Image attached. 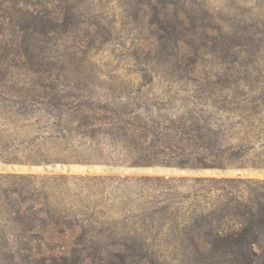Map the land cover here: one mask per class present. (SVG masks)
<instances>
[{"label":"rangeland","instance_id":"374dc122","mask_svg":"<svg viewBox=\"0 0 264 264\" xmlns=\"http://www.w3.org/2000/svg\"><path fill=\"white\" fill-rule=\"evenodd\" d=\"M70 1L78 8L73 20L78 27L63 30L59 43L48 45L43 67L50 73L39 75L28 68H13L10 56L9 65L0 63L3 73L9 66V85L0 88V94L9 95V103H0V112L4 108L9 110V122L0 121L1 136L9 146V163L0 162V186L38 191L42 190L43 181L55 179L49 182L48 193L59 211L75 216L73 226L78 228L77 234L71 236L72 232L68 231L70 235H57L51 240L31 235L19 240L9 237L6 249L0 239V264H63V258L69 260L67 264H122L118 254L95 248L88 251L79 248L78 252L65 256L47 247L71 246L78 238L77 224L88 230L89 246L93 243L98 247L110 244L111 235L116 236L113 234L116 231L121 237L123 233L134 234V230L141 234L143 228L152 230L162 226L165 232L175 234L173 229H182L194 211L203 210L218 195L203 192L196 180H264V170L255 169L182 170L77 161L87 157L92 149L81 146L80 138L72 143L64 139L65 135L72 137L64 129L67 123L52 117L76 106L73 95L84 96L82 103L90 107H127L167 124L194 109L209 110L215 120L223 114L227 116L218 110L223 107L238 114L249 109L264 111V0H186L197 18H210L206 21L212 27L207 31L209 37H219L223 31L235 35L236 43L235 49L229 52L217 49L216 57L201 47L198 61L193 60L196 57L192 53L193 58L186 57L178 63L166 51L157 54L158 28L154 25L153 10L157 0ZM10 2L0 0V22L4 21L2 16ZM57 4L55 1L52 7ZM80 21L85 24L80 25ZM6 34L10 33L6 31ZM1 36L0 45L6 44ZM213 43L209 42L206 49L211 50ZM244 48L250 53H243ZM239 49L242 54L237 58ZM180 79L184 81L178 82ZM207 81L219 85L207 87ZM45 84L57 86L58 90L44 89ZM53 94L69 98L54 105L49 100ZM28 95L45 99L33 102ZM196 96H213L217 100L219 96L221 99L229 96L237 101L230 104L218 100L214 108L211 102H207L210 107H203L205 102L197 101ZM255 97L261 98L260 101L251 103ZM230 118L223 120L229 126L241 121L236 116ZM255 125L261 127L264 122ZM76 126L75 123L73 127ZM65 149L68 150L65 152ZM105 154L114 159L125 158L120 149L109 146H105ZM65 156L72 160L57 164L35 161ZM2 177H8L9 182ZM29 179L41 185L25 187ZM173 234L155 242L151 237L149 243L157 244L155 254L143 258L138 251L130 253L128 264H155L156 261V264H205L203 256L173 248L169 243ZM26 244L34 247L32 252L17 250Z\"/></svg>","mask_w":264,"mask_h":264},{"label":"trees","instance_id":"16d2710c","mask_svg":"<svg viewBox=\"0 0 264 264\" xmlns=\"http://www.w3.org/2000/svg\"><path fill=\"white\" fill-rule=\"evenodd\" d=\"M55 1L58 4L52 7ZM157 1L153 5L154 25L158 28L157 54L166 51V55L176 59L178 63L186 57L193 58L194 55L196 58L193 60L198 61L201 47L215 57L219 48L227 52L234 48L236 36L220 31L219 37H209L207 31L212 27L206 21L210 18H197L196 13L189 10L186 0ZM10 3L2 16L4 21L0 22V35L7 42L0 45V63L9 65L10 56L13 68H28L33 74L39 75L50 73L43 67L46 63L44 52L48 45L54 43L56 46L59 43L63 30L77 26L73 21L77 5L70 0H11ZM80 23L85 24L82 21ZM6 31L10 34H6ZM202 35H206V38L201 37ZM209 42H214L211 50L206 49ZM244 52L250 53V50L244 48ZM236 53L239 58L242 50L239 49ZM182 81L184 80L180 79L178 82ZM4 84L9 85V66L4 73L0 71V88ZM213 84L206 82L207 87ZM199 85L204 86L203 83ZM218 85L215 83L214 87ZM49 87L58 90L57 86L43 85L44 89ZM213 96H196L195 99L205 102L200 103L203 107H210L207 102H211L213 108L220 100L230 104L237 101V98L229 99V96H224V99L219 96L218 101ZM7 97V93H1L0 103H9ZM28 97L33 102L45 99L44 96L36 95ZM73 97L76 99V106L69 111H59L57 116L52 117L67 123L64 129L72 137L65 135L64 139L72 143L75 138H80L81 141H78L81 146H85L87 150L92 149L87 157L75 159L77 161L107 165L121 163L133 167L166 166L182 170H264V126L255 125L264 122V111L261 109H249L238 114L231 108H218L227 115L225 117L223 114L219 120H215L209 110L194 109L167 124L166 121H157L127 107H90L83 104L84 96ZM68 98L69 96L59 98L58 94H53L49 100L57 105ZM260 99L255 97L250 102L256 103ZM230 115L241 121L236 125H227L223 120L232 119ZM0 121L9 122L8 109L4 108L0 112ZM75 123L77 126L73 127ZM5 140L0 133V162L9 163V146ZM105 146L120 149L125 158H111L105 154ZM65 157L38 158L35 161L57 164L72 160ZM1 179L9 182L8 177ZM50 181H43L42 190L38 191L18 188L9 190L0 186V239L3 240L5 249L9 248V237L19 240L31 235L32 238L38 236L44 240L49 237L51 240L57 235H70L68 231L72 232L71 236L77 234L78 228L73 226L75 216L64 214L53 203L48 193ZM196 182L203 192L218 195L207 204V208L194 211L184 222L182 229H173L175 234L172 233L174 237L171 238L170 245L185 253L191 251L203 256L205 264H264V180L225 178L198 179ZM38 185L41 184H35L29 179L25 187ZM175 218L171 219L177 224ZM77 227H80L78 238L71 246L47 248L59 250L65 256L78 252L79 248L82 251L95 248L101 252L116 253L121 257L122 264H128L130 253L138 251L143 258L155 254L157 244L155 246V243H149L151 237L154 240L152 242H155L172 235L165 232L162 226H155L152 230L143 228L141 234L134 230V234L123 233L121 237V233L116 231L113 232L116 236L111 235L113 241L110 244L98 247L93 243L89 246L86 241L88 230L84 231V225L77 224ZM117 236L120 239L115 240ZM33 248L26 244L24 248L17 250L32 252ZM62 260L65 262L63 264L69 261L67 258Z\"/></svg>","mask_w":264,"mask_h":264}]
</instances>
